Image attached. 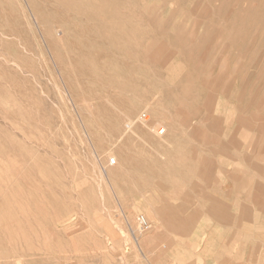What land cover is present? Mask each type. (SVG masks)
Masks as SVG:
<instances>
[{
  "label": "rangeland",
  "instance_id": "1",
  "mask_svg": "<svg viewBox=\"0 0 264 264\" xmlns=\"http://www.w3.org/2000/svg\"><path fill=\"white\" fill-rule=\"evenodd\" d=\"M211 162L264 165V0H0V264H181Z\"/></svg>",
  "mask_w": 264,
  "mask_h": 264
},
{
  "label": "crops",
  "instance_id": "2",
  "mask_svg": "<svg viewBox=\"0 0 264 264\" xmlns=\"http://www.w3.org/2000/svg\"><path fill=\"white\" fill-rule=\"evenodd\" d=\"M218 148L224 156L221 159L228 160L229 147L222 135ZM243 167L233 174L231 168L216 167L211 162L196 170L193 176L198 182L191 181L183 189V193L192 194H185L184 201L177 206L169 204L156 210L155 216L166 240L156 231L147 243L159 241L162 251H183L182 264L262 262L264 165Z\"/></svg>",
  "mask_w": 264,
  "mask_h": 264
},
{
  "label": "built area",
  "instance_id": "3",
  "mask_svg": "<svg viewBox=\"0 0 264 264\" xmlns=\"http://www.w3.org/2000/svg\"><path fill=\"white\" fill-rule=\"evenodd\" d=\"M143 120L146 122L147 121V116H144ZM159 131H162V130L159 129ZM159 131H158V133H159ZM114 164H115V159L109 161V166H114ZM137 222H138V226H139V229H140L141 233L142 232H146V231L149 230V228H150L149 227V223H148V221L146 220L145 217L140 216L138 218Z\"/></svg>",
  "mask_w": 264,
  "mask_h": 264
},
{
  "label": "bare ground",
  "instance_id": "4",
  "mask_svg": "<svg viewBox=\"0 0 264 264\" xmlns=\"http://www.w3.org/2000/svg\"><path fill=\"white\" fill-rule=\"evenodd\" d=\"M189 1H190V0H189ZM195 2H196V1H195ZM172 4H173V3H171L170 5H172ZM172 8H173V7H172ZM158 10H159V9H158ZM202 11H203V10H202ZM203 15H204V14H203ZM238 35H239V34H238ZM194 40H195V39H194ZM175 56H176V55H175ZM219 56H220V55H219ZM221 57H222V56H221ZM218 60H219V59H218ZM164 65H165V64H164ZM234 67H235V66H234ZM222 71H224V70H222ZM222 73H223V72H222ZM220 75H222V74H220ZM244 76H245V75H244ZM223 77H224V76H223ZM219 79H220V78H219ZM214 83H215V82H214ZM218 83H219V82H218ZM217 85H218V84H217ZM219 85H220V84H219ZM219 85H218V86H219ZM222 91H223V90H222ZM210 109H211V108H209V110H210ZM143 112H144V111H143ZM230 115H231V114H230ZM230 115H229V116H230ZM233 115H234V113H233ZM140 117H141V116H140ZM231 117H232V116H231ZM229 118H230V117H229ZM229 118H228V119H229ZM234 118H235V117H234ZM140 119H141V118H140ZM231 119H232V118H230V120H231ZM224 121H225V120H224ZM225 123H226V121H225ZM131 124H132V123H131ZM228 124H229V123H228ZM131 126H132V125H131ZM129 130H130V129H129ZM109 161H110V160H109ZM7 171H8V170H7ZM8 173H10V172H8ZM16 176H17V175H16ZM13 179H14V178H13ZM5 184H6V183H5ZM16 196H17V195H16ZM19 199H20V198H19ZM162 214H163V213H162ZM165 222H167V221H165ZM163 223H164V222H163ZM170 224H171V223H170ZM172 224H173V223H172ZM172 224H171V225H172ZM165 225H166V224H165ZM173 225H174V224H173ZM167 226H168V225H167ZM153 240H155L156 242L158 241V240H156V239H153ZM158 242H159V241H158ZM135 243H136V242H135ZM136 245H137V244H136ZM141 246H142V242H141V245L138 244L136 247H137L138 249H140V248L142 249ZM162 247H163V246H162ZM191 248L194 249V251H195V248H193V247H191ZM148 250H149V249H148ZM147 253H148V252H147ZM187 253H188V252H187ZM206 255H207V254H206ZM184 256H185V255H184ZM192 258H193V257H192ZM205 258H206V257H205ZM176 259L179 260V258H175V260H176ZM180 259H181V258H180ZM199 259H200V258H199ZM184 260H185V259H184ZM190 261H191V260H189V262H190ZM181 264H182V263H181Z\"/></svg>",
  "mask_w": 264,
  "mask_h": 264
}]
</instances>
